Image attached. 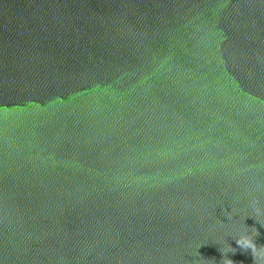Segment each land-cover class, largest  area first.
I'll list each match as a JSON object with an SVG mask.
<instances>
[{
  "label": "water",
  "instance_id": "95a60500",
  "mask_svg": "<svg viewBox=\"0 0 264 264\" xmlns=\"http://www.w3.org/2000/svg\"><path fill=\"white\" fill-rule=\"evenodd\" d=\"M252 200L264 0H0V264H254Z\"/></svg>",
  "mask_w": 264,
  "mask_h": 264
},
{
  "label": "clouds",
  "instance_id": "9594fccd",
  "mask_svg": "<svg viewBox=\"0 0 264 264\" xmlns=\"http://www.w3.org/2000/svg\"><path fill=\"white\" fill-rule=\"evenodd\" d=\"M249 207L253 209L255 215L257 216L264 215V209L260 208L259 201L257 200L250 201ZM232 219H233V216L231 215L226 216V221L232 220ZM255 221L259 223L258 220H255ZM259 225L261 228H264V226H262L260 223ZM257 235L258 233L254 227L248 228V227H245V225L243 224V228L237 230L236 234L231 237V239L235 242V244L239 247L240 250L242 251L248 250L250 252V255L252 257L254 264H257L258 261H264V245L257 246L254 243V239ZM224 243L226 245L224 248L222 249L218 248L219 252L221 253V257H222L221 264H233L231 260L224 258V254L234 253L236 249L228 246L226 241H224ZM198 247H200V245Z\"/></svg>",
  "mask_w": 264,
  "mask_h": 264
}]
</instances>
